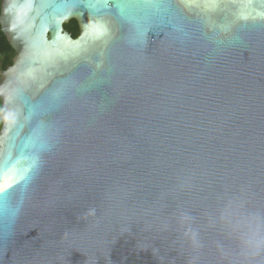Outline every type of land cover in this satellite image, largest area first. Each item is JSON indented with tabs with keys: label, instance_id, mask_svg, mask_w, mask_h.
Returning a JSON list of instances; mask_svg holds the SVG:
<instances>
[{
	"label": "water",
	"instance_id": "95a60500",
	"mask_svg": "<svg viewBox=\"0 0 264 264\" xmlns=\"http://www.w3.org/2000/svg\"><path fill=\"white\" fill-rule=\"evenodd\" d=\"M0 29V264H264V0H0Z\"/></svg>",
	"mask_w": 264,
	"mask_h": 264
},
{
	"label": "trees",
	"instance_id": "16d2710c",
	"mask_svg": "<svg viewBox=\"0 0 264 264\" xmlns=\"http://www.w3.org/2000/svg\"><path fill=\"white\" fill-rule=\"evenodd\" d=\"M63 27L72 37H76L78 35V24L75 19H70L68 22L64 23ZM13 55V49L7 42L5 36L3 35L0 29V70L5 69L11 64Z\"/></svg>",
	"mask_w": 264,
	"mask_h": 264
}]
</instances>
